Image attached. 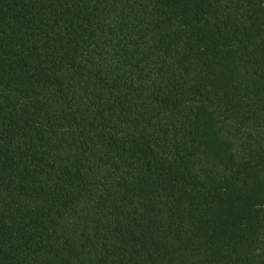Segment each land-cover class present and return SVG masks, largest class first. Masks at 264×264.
Here are the masks:
<instances>
[{"label": "trees", "instance_id": "obj_1", "mask_svg": "<svg viewBox=\"0 0 264 264\" xmlns=\"http://www.w3.org/2000/svg\"><path fill=\"white\" fill-rule=\"evenodd\" d=\"M0 264H264V0H0Z\"/></svg>", "mask_w": 264, "mask_h": 264}]
</instances>
